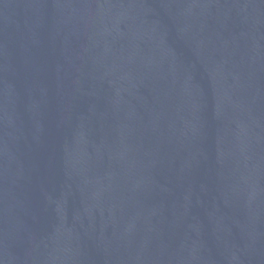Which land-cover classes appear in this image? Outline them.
<instances>
[{
    "label": "water",
    "instance_id": "95a60500",
    "mask_svg": "<svg viewBox=\"0 0 264 264\" xmlns=\"http://www.w3.org/2000/svg\"><path fill=\"white\" fill-rule=\"evenodd\" d=\"M0 264H264V0H0Z\"/></svg>",
    "mask_w": 264,
    "mask_h": 264
}]
</instances>
